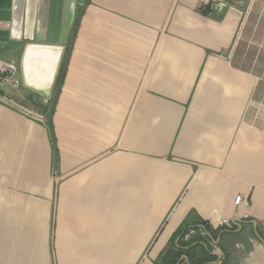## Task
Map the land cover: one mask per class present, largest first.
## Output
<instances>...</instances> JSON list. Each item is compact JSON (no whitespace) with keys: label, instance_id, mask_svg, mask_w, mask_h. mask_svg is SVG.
<instances>
[{"label":"crops","instance_id":"1","mask_svg":"<svg viewBox=\"0 0 264 264\" xmlns=\"http://www.w3.org/2000/svg\"><path fill=\"white\" fill-rule=\"evenodd\" d=\"M219 1L77 4L54 142L23 112L51 96L23 85L25 42L0 49L26 90L0 86V264H156L189 212L233 226L199 231L221 264H264V26Z\"/></svg>","mask_w":264,"mask_h":264},{"label":"water","instance_id":"2","mask_svg":"<svg viewBox=\"0 0 264 264\" xmlns=\"http://www.w3.org/2000/svg\"><path fill=\"white\" fill-rule=\"evenodd\" d=\"M83 1L0 0V49H10L15 41L25 42L21 58L24 86L50 95L76 5ZM42 75L44 84L31 86Z\"/></svg>","mask_w":264,"mask_h":264},{"label":"trees","instance_id":"3","mask_svg":"<svg viewBox=\"0 0 264 264\" xmlns=\"http://www.w3.org/2000/svg\"><path fill=\"white\" fill-rule=\"evenodd\" d=\"M87 0H84L86 2ZM201 12L205 14L208 12V9L205 7H200ZM65 43L64 47L65 52L55 81L53 84V89L51 91V96L48 99V102L44 104L37 103L36 107L39 111L45 116L47 127L49 129L51 140L54 142V137L52 133V122L51 116L54 109V104L59 93L60 86L63 82L65 76V57L69 52V47ZM191 230L195 231L193 234L185 239V235L188 234ZM200 230L205 231V233H210L214 239L218 234L225 232L234 231L233 226L226 227L225 225H220L216 228H213L212 225L201 219L195 213L189 212L186 217L182 220L178 228L175 230L171 236L166 248L159 254L156 264H178L182 259V256L185 255L189 261V264H208L217 259V255L212 254L210 246L204 247V243L207 242V235L201 236Z\"/></svg>","mask_w":264,"mask_h":264},{"label":"built area","instance_id":"4","mask_svg":"<svg viewBox=\"0 0 264 264\" xmlns=\"http://www.w3.org/2000/svg\"><path fill=\"white\" fill-rule=\"evenodd\" d=\"M200 4L201 7L208 6L210 10L221 9L224 6L219 0H200ZM18 71L19 68L15 62L6 60L0 56V86L10 87L14 89L19 88V86L21 85V79L18 76ZM45 102H48L47 99H45ZM23 112L39 121H44L43 114L28 111L26 109H23ZM240 200L241 196L237 195L234 199V203L238 204ZM222 225L231 227V223L227 221H225ZM208 264L221 263L219 261H213Z\"/></svg>","mask_w":264,"mask_h":264},{"label":"rangeland","instance_id":"5","mask_svg":"<svg viewBox=\"0 0 264 264\" xmlns=\"http://www.w3.org/2000/svg\"><path fill=\"white\" fill-rule=\"evenodd\" d=\"M257 6H258V8H257V13L255 14V16L259 17V26L262 27V26H264V0H259ZM259 32H262V30L260 29ZM254 48H258V47L255 46ZM260 49L262 51H264V47H260ZM258 65H259L258 67H259L260 70L264 69V63L263 62H260ZM246 66H247V63L244 62L243 63V67H246ZM262 81L264 83V77L262 78ZM11 89H14V88H11ZM18 91L24 92L26 90H25V87H20ZM18 91H16V92H18ZM244 237L254 238V234L252 232H250V231H247L246 233H244L242 238H244Z\"/></svg>","mask_w":264,"mask_h":264}]
</instances>
